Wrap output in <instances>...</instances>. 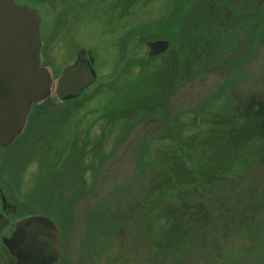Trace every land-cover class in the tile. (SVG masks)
Returning a JSON list of instances; mask_svg holds the SVG:
<instances>
[{
    "label": "rangeland",
    "instance_id": "1",
    "mask_svg": "<svg viewBox=\"0 0 264 264\" xmlns=\"http://www.w3.org/2000/svg\"><path fill=\"white\" fill-rule=\"evenodd\" d=\"M19 2L39 10L42 42L52 54L47 64L54 74L67 63V57L55 56L66 48L61 33L67 30L70 50H88L92 42L104 45L100 80L115 75L107 95L87 101L83 106H95L84 113L60 118L63 105L56 99L33 110L29 132L20 142L35 143L32 150L42 146L38 153L51 149L49 165L40 173L46 186L35 184L37 156L28 165L26 155L12 158L19 170L9 174V198L54 221L66 250L62 264H264V0ZM63 9L69 15L76 9V17L59 27L55 16ZM161 40L169 41L170 48L150 56L147 43ZM88 52L97 63V48ZM121 56L125 67L111 73ZM170 57L178 59L175 69ZM89 93L83 92L84 99ZM154 95L162 96L163 106L144 103ZM97 107L119 121L114 131L104 133L112 132L109 150L100 146L107 157L93 173L96 185L89 192L80 169L64 179L47 172L65 151L70 157L62 156L63 167L72 166L66 161L74 158L75 139L60 145V126L72 138L70 128L83 121L81 128L91 126L100 138L98 118L90 113ZM150 107L154 114L132 119L135 111ZM39 116L45 122L33 128ZM85 143L79 141L76 164L99 150ZM23 153L29 154L28 149ZM61 178L65 184L51 186ZM198 211L209 216L202 220ZM190 215L199 221L189 223Z\"/></svg>",
    "mask_w": 264,
    "mask_h": 264
},
{
    "label": "water",
    "instance_id": "2",
    "mask_svg": "<svg viewBox=\"0 0 264 264\" xmlns=\"http://www.w3.org/2000/svg\"><path fill=\"white\" fill-rule=\"evenodd\" d=\"M40 19L35 10L0 0V147L7 148L22 135L31 108L53 95L61 102L79 96L95 79L85 59L78 58L55 82L48 68H41ZM158 56L168 43L148 45ZM16 264H54L59 255V233L44 217H29L15 224L3 242Z\"/></svg>",
    "mask_w": 264,
    "mask_h": 264
},
{
    "label": "flooded vegetation",
    "instance_id": "3",
    "mask_svg": "<svg viewBox=\"0 0 264 264\" xmlns=\"http://www.w3.org/2000/svg\"><path fill=\"white\" fill-rule=\"evenodd\" d=\"M112 1H115V0H112ZM14 2L20 6H27L33 10H35L38 14V17L40 19V37H41V41H42V19L40 18V13H39V10L38 8H35L29 4H25V3H21L19 2V0H14ZM60 2V0H59ZM80 4L82 3H85V2H80ZM85 5V4H83ZM111 10L109 9V12ZM113 11H118V14L120 16L122 15H127V13H125L124 9L120 8V9H113ZM68 10H61L60 14L56 15V20H58V26L60 27L64 22H67L68 20L67 19H71L69 20L72 21V19H74L76 17V9H74L72 12L73 14H70L67 13ZM107 12V14L105 15L104 13V16L106 19H112L113 17L111 16V14ZM67 13V14H65ZM71 13V12H70ZM73 16V17H72ZM76 27V26H75ZM67 30H65L63 33H61V37L63 38L62 41L64 43V45H66V48L63 47V48H60L59 51H57L60 55H55L56 57H67V63L65 64L66 66L62 68V70L60 72H58V74H54L53 72V75H54V78L57 80L59 79L61 76H62V73H63V70L69 66V65H73L77 58H78V54L81 55V58L85 59L89 68L93 71V74H94V81L85 89V90H89L90 93H89V96H87V98L84 99L85 96H83V92L85 91H82V93L77 97V98H74V99H68V100H65L63 102H60L57 98L55 97H52L50 98L49 100L47 101H50L51 99H56L59 103V105H63L62 106V111H61V116H59L60 118H64V117H67L68 116V113H72V115H75L74 113H77V114H81V113H84L86 112V109L88 108V110L95 106V105H89V107H85L83 106L85 103L90 102L94 99H99V100H102V98H104V95L106 96L107 95V89H108V83H111V80L114 79V76L113 74H109L108 76H112L110 81H105V80H100L101 76L98 74V70H100V62H101V47H103L104 45L100 44L99 43H95V42H92L93 43V46L90 47V49H92L93 51H95V49L97 48V57L96 59H98L97 63L93 62V60H95L93 58V56L88 52L90 51V49L87 50V48H84V46H76V47H73V49H69L71 46H72V41H71V38H68L67 40H65L67 37V33H66ZM85 32H81V35L83 37ZM128 34V33H127ZM89 37V35H87V38ZM161 41H164V40H161ZM87 44L91 43V40H86ZM152 43V42H150ZM147 45H149V43H147ZM47 46L45 45V42H42V47H41V51H40V56H41V62H42V66L43 67H48L49 69H51V67L48 66L47 62L49 60L50 57H52V54L48 55L46 53L47 51ZM91 55V56H90ZM119 58L116 59V62L114 63L113 67L111 68V73H116L119 69L121 70L122 67H125V62H126V59L123 58L122 56L120 57V59L118 60ZM118 60V61H117ZM123 62V63H122ZM122 63V64H120ZM174 69V68H173ZM103 77H106V76H103ZM109 80V79H108ZM100 82V83H99ZM104 91V92H103ZM82 96V97H81ZM83 98V99H82ZM82 99V100H80ZM46 101V102H47ZM44 102V103H46ZM43 103V104H44ZM68 103V104H67ZM43 104L37 106V107H34V109H38L40 108ZM66 105V106H65ZM83 106L82 110H81V107ZM31 111L30 115H29V118H28V121H27V124H26V127H25V130L24 132L22 133V135L20 137H18L14 143L7 147V148H2L0 147V182H4V184H2L4 187H1L0 186V264H16V259L10 255L9 251L7 250L6 246L4 245V241H7L8 239L11 238V235L14 231V228H15V224L17 222H19L20 220H23V219H26V218H29V217H44V216H40V214H38L36 211L34 210H30L29 209V206L25 203H22V202H18V201H15V200H11L9 198V195H8V182H9V174L12 173L13 171H18L19 169H16L14 168V163H12V158H13V155L16 156V158L20 155H26V163L25 165H28L31 161H32V158L35 156H37L39 158V167L36 171V174H34V176L37 179V182L35 184H38V182L40 181L42 184H43V187L46 186L44 184V180L45 178L43 176L40 175L41 172L44 173V168H45V171H46V166H48L49 164L47 163L48 159H50V155H49V151L51 149H46V147H44L42 149V153H38V151L40 150V148L42 147H38L37 149L35 150H32L34 149V145L35 143L33 142H29V140H31V136L28 139V142L29 143H26L24 146L22 145V142H20L22 139L24 140V136L26 135L27 132H29V124H30V118L33 114V110ZM168 111V109H167ZM58 110L55 112L57 113ZM59 113V112H58ZM91 115H95L96 118V121L94 122L95 124H97L99 126V132H100V138L98 139V137L95 135H93V132L91 133V126H84L81 128V125L83 123V121H79V122H74L72 121V123H76L74 126H72L70 128V131H71V136L72 138H69L70 136L63 132V129H62V126H60L58 128V132H57V135H58V143L60 145L65 144V141L69 140V139H72V141L75 139V147H74V154H73V157H77V150H78V146H79V141L82 139L84 140L85 142H88V143H85L84 145H96V146H99V150L96 148L95 151H91L89 152L86 156L82 157L81 160L79 161L78 164H76L78 162V160L72 158V155H71V160H67L66 163L69 162V165L71 164V169L69 168H64L63 166V158L62 156L64 154L67 155V157H70L69 156V153L68 151H65V152H62V156H59L58 158L56 157L55 158V161H57V163H55V166L53 168L52 171H49L48 169V172L47 174L48 175H51V176H54V175H57L58 173L60 174L61 173V176L62 178L64 179V177H67L68 175H71V171L76 170L78 171L80 169V171L82 172L81 174V177H86L84 178L86 184L83 185L84 188H87L88 191L90 192L91 188L94 187V185H96V176H93V173H96V171L98 172V167L101 166V160L102 158L105 159V157H107L103 152L100 151V146L103 145L106 146V149L109 150L107 147L108 144H106L108 142V136L110 133L112 132H109L107 134V136L104 135V133L106 134L108 132V128H110V130L114 131V127H115V123H113V125L110 123V120H109V116H110V113H108L107 111H104L103 109H99L98 107L95 109H93V111L90 112ZM76 114V115H77ZM101 117V118H100ZM39 119L40 120H37V125L33 126V128H39L40 126H42L45 122V119H42V116H39ZM151 121H155L153 118H150ZM149 119V121H150ZM61 119H59L58 121H60ZM57 121V122H58ZM148 120L146 121H141L139 123H136L134 126L135 127H132L131 128V131H133L134 129H136L137 126L141 125V124H144V123H147ZM121 123H124V121H121ZM55 127H58V123L54 124ZM112 126V127H111ZM54 127V128H55ZM80 128L83 130L85 129L83 132H85V134L82 132V130L80 131ZM130 130H128V132H124L123 134L120 135L119 137V140L117 141L118 144L122 143L124 138H122V135H124L125 133H129L131 132ZM33 131H31V134H32ZM81 133V134H84L85 137H81V136H78V134ZM65 134V135H63ZM61 138V139H59ZM38 143L41 144L42 142V138H38ZM61 140V141H60ZM47 141V140H46ZM27 145V146H26ZM116 145V144H115ZM21 147V148H20ZM24 149H28L29 151V154H26V153H23ZM1 150H5L6 152L3 154ZM21 151V153H19V151ZM59 154L61 152V148H59L58 150ZM96 152V153H95ZM98 152V153H97ZM100 152V153H99ZM61 155V154H60ZM60 158H62L60 160ZM67 159V158H66ZM75 160V161H74ZM87 161L89 162L88 164V167L85 169L84 165L85 163H87ZM19 164H21L20 162H18ZM76 166H78V168H76ZM87 166V164H86ZM22 167V166H20ZM70 167V166H69ZM90 167V168H89ZM14 168V170L12 169ZM64 168V169H63ZM7 171V172H6ZM68 172V173H67ZM80 177V178H81ZM61 178V181H60V184L57 183L56 180L52 181L53 184L51 186H55L56 188L63 184H65V182H63V179ZM92 178V179H90ZM50 188V186H48ZM58 187V188H59ZM46 218V217H44ZM48 219V217H47ZM49 220L52 221V219L49 218ZM54 223V221H53ZM66 252L65 250V247H63L61 245V242H60V246H59V255H58V260L54 263H58L60 261V264H62V262L65 263V256H64V253Z\"/></svg>",
    "mask_w": 264,
    "mask_h": 264
},
{
    "label": "trees",
    "instance_id": "4",
    "mask_svg": "<svg viewBox=\"0 0 264 264\" xmlns=\"http://www.w3.org/2000/svg\"><path fill=\"white\" fill-rule=\"evenodd\" d=\"M178 60V59H177ZM174 69H175V65H174ZM165 91H167V89L165 88ZM148 100L147 101H144V103H148V104H152V105H155L154 107L155 108H157L158 106H159V104H161L160 106H163L164 105V103L166 102V101H163V99H162V96L161 95H159V96H151L150 98H147ZM163 104V105H162ZM149 106V105H148ZM151 108V107H150ZM145 109L144 111L145 112H142L141 110H139V111H135V113H136V115L132 118V119H134V120H136L137 118H140L141 117V115H145V117L147 116V117H149L148 115H152V114H154L153 112L152 113H150L151 111H156L154 108H151V109ZM162 108V107H161ZM146 110H148L149 112H147ZM159 110H161L160 108H159ZM108 112V111H107ZM112 115H113V113H112ZM140 115V116H139ZM153 118V117H152ZM109 120H110V122H117V121H119L118 120V117L116 118V117H114V115H113V117L111 118V115L109 116ZM257 127V125H254V127H253V129H255ZM203 211H206L205 209L203 210ZM206 212L203 214L202 212H200V211H198V212H196V215H198L199 216V218L201 219L202 218V220H205V218H207V216H209L208 214H207V216H206ZM198 216H195L196 218H193L192 217V215H190V216H188V217H186L187 219H188V222L189 223H191V224H193L192 223V219L193 220H198ZM184 219V218H183ZM185 221H186V219H185ZM199 221V220H198ZM175 222V221H174ZM182 223H183V221H182ZM184 224V223H183ZM183 224H181L182 226H183ZM187 225H189V224H187L186 223V226Z\"/></svg>",
    "mask_w": 264,
    "mask_h": 264
},
{
    "label": "bare ground",
    "instance_id": "5",
    "mask_svg": "<svg viewBox=\"0 0 264 264\" xmlns=\"http://www.w3.org/2000/svg\"><path fill=\"white\" fill-rule=\"evenodd\" d=\"M168 60H170V61H171V63H173V64H174V63H175V61H176L177 59H176V58H172V57H170V58H168ZM174 65H175V64H174ZM109 146H110V144H108V145H107V147H109ZM183 154H184V153H183V151H182V150H180V151H179V155H180L179 157L183 156Z\"/></svg>",
    "mask_w": 264,
    "mask_h": 264
}]
</instances>
